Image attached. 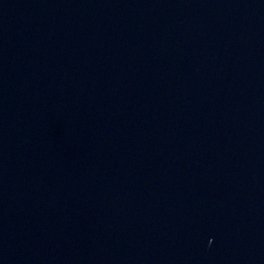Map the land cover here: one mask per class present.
Returning <instances> with one entry per match:
<instances>
[{"label": "water", "instance_id": "1", "mask_svg": "<svg viewBox=\"0 0 264 264\" xmlns=\"http://www.w3.org/2000/svg\"><path fill=\"white\" fill-rule=\"evenodd\" d=\"M0 264H264V0H0Z\"/></svg>", "mask_w": 264, "mask_h": 264}]
</instances>
